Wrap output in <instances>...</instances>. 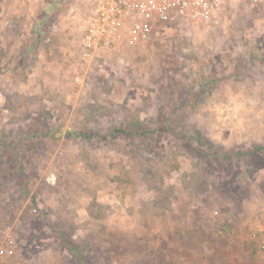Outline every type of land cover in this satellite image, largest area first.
<instances>
[{"label": "rangeland", "instance_id": "1", "mask_svg": "<svg viewBox=\"0 0 264 264\" xmlns=\"http://www.w3.org/2000/svg\"><path fill=\"white\" fill-rule=\"evenodd\" d=\"M84 8L0 0L8 264H264V0L158 26L77 84Z\"/></svg>", "mask_w": 264, "mask_h": 264}, {"label": "built area", "instance_id": "2", "mask_svg": "<svg viewBox=\"0 0 264 264\" xmlns=\"http://www.w3.org/2000/svg\"><path fill=\"white\" fill-rule=\"evenodd\" d=\"M259 1L81 0L88 7L84 16V33L79 43L78 61L68 71L80 84L83 77L79 71L89 70L95 61L109 53L147 44L158 26L177 22L217 23L229 6L253 5ZM17 247L11 229L0 230V264H7Z\"/></svg>", "mask_w": 264, "mask_h": 264}, {"label": "crops", "instance_id": "3", "mask_svg": "<svg viewBox=\"0 0 264 264\" xmlns=\"http://www.w3.org/2000/svg\"><path fill=\"white\" fill-rule=\"evenodd\" d=\"M87 9H88V7L85 6V8H84V14H83V20H82V34H81V38H82L83 33H84V27H85L84 16H85L86 13H87ZM81 38H80V40H81ZM133 48H134V47H133ZM72 49L78 50V48L76 49L75 47H73ZM102 61H103V60H97V61H95V62L93 63V65H92V67L90 68L89 72H91L92 70H94L97 66H98V68H100L101 66H103ZM89 74H90V73H89ZM8 262H9V261H8ZM7 264H8V263H7Z\"/></svg>", "mask_w": 264, "mask_h": 264}, {"label": "trees", "instance_id": "4", "mask_svg": "<svg viewBox=\"0 0 264 264\" xmlns=\"http://www.w3.org/2000/svg\"><path fill=\"white\" fill-rule=\"evenodd\" d=\"M70 250H74V248L69 247Z\"/></svg>", "mask_w": 264, "mask_h": 264}]
</instances>
